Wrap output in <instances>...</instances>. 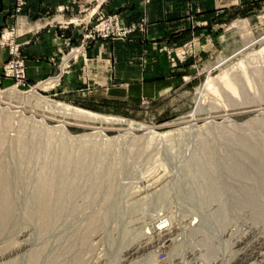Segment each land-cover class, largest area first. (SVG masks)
Segmentation results:
<instances>
[{"label":"rangeland","instance_id":"1","mask_svg":"<svg viewBox=\"0 0 264 264\" xmlns=\"http://www.w3.org/2000/svg\"><path fill=\"white\" fill-rule=\"evenodd\" d=\"M111 14L126 26L146 23L103 16ZM232 23L233 40L218 52L201 58L188 42L186 85L122 108H85L54 95L58 75L85 55V23L58 75L32 84L20 45L0 40L9 56L0 72V264H35V257L36 264H264V223L256 207L234 197L246 181L203 168L210 153L264 156V11ZM16 46L23 81L3 73ZM226 71L239 75L236 94L220 82ZM256 166L244 185L261 189ZM44 179L53 183L47 215L37 195Z\"/></svg>","mask_w":264,"mask_h":264},{"label":"crops","instance_id":"2","mask_svg":"<svg viewBox=\"0 0 264 264\" xmlns=\"http://www.w3.org/2000/svg\"><path fill=\"white\" fill-rule=\"evenodd\" d=\"M16 5L0 0V34L12 33L20 45L30 84L58 75L61 56L81 40L83 23L113 12L129 21L145 18L144 35L91 42L85 57L58 75L54 95L85 108L133 107L186 85L188 42L204 58L233 40L232 22L264 11V0H25L18 13ZM8 58L0 47V72Z\"/></svg>","mask_w":264,"mask_h":264},{"label":"bare ground","instance_id":"3","mask_svg":"<svg viewBox=\"0 0 264 264\" xmlns=\"http://www.w3.org/2000/svg\"><path fill=\"white\" fill-rule=\"evenodd\" d=\"M231 72V71H230ZM229 72V73H230ZM244 75L246 76V72H244ZM243 75V76H244ZM237 77H239V75H237V74H228V71H226L225 73H222V75L220 76V82H221V84L224 86V87H226L227 89H230L233 93H235L236 94V88H235V86H234V82H235V80L237 79ZM228 139V138H227ZM252 140V139H251ZM233 141V140H232ZM236 141H237V139H236ZM240 141V140H239ZM250 141V140H249ZM246 142V141H245ZM238 143H241V142H238ZM259 143V142H258ZM235 144V143H234ZM254 144V143H253ZM241 147H243V148H245V149H247V148H249L250 146L248 145V144H242L241 143ZM240 146V145H239ZM238 146V147H239ZM244 150V149H243ZM256 149H254V151H255ZM246 151V150H245ZM247 152H248V150H247ZM250 152H251V150H250ZM219 155V154H218ZM226 155V156H225ZM224 156H221L219 159H218V157L217 156H215L214 154L213 155H211V153L205 158L206 160H204L203 162L205 163L204 164V166H203V168L204 167H206V166H209L212 170H213V174H211L213 177H216L217 175H223V173H225L226 175H227V177H229V178H231V179H229L230 181L232 180H234V182L235 181H240L241 183H242V181L244 182V181H250V180H252V174H250L251 172L250 171H252V173H253V168H251L252 166H255V165H257L256 167H254V169H260V170H263L264 171V156L263 157H258L257 156V154H255V153H242V154H230L229 153V155H227V154H225ZM217 157V158H216ZM251 159H254V162H252L251 161ZM249 160H250V162H251V164L252 163H254V165L252 164V166L251 167H248V166H250L249 165ZM69 161V160H68ZM255 163H257V164H255ZM71 165H72V163H71ZM203 165V164H202ZM249 168L251 169L250 171H249ZM224 169L225 170V172H223L222 170ZM257 171V170H256ZM255 171V172H256ZM250 172V173H249ZM220 173V174H219ZM257 173H259V171L257 172ZM260 175H262L261 173H259ZM255 176H256V174H255ZM254 176V177H255ZM226 177V178H227ZM259 177V176H258ZM262 178V177H261ZM64 179V178H63ZM254 179H257V178H254ZM45 180V179H44ZM5 181V180H4ZM46 182H44L43 184H42V186H39V189L40 190H38L39 191V194H37L39 197H40V212H41V208L43 209V211L42 212H44L45 214H46V212H49V210H50V208H51V203H52V195H53V183L52 184H48L47 183V180H45ZM66 181V180H65ZM254 182H255V180H253ZM260 181V178H259V180H258V182ZM263 181L264 180H262V183H263ZM54 182V181H53ZM246 182H244V184L246 183ZM261 182V181H260ZM259 182V183H260ZM256 183V182H255ZM255 183H253V184H255ZM232 184V183H231ZM243 183H242V187H241V192H240V195L239 194H234V197L236 196V198H238L237 199V201H238V203L240 204V205H243V204H250V205H252V206H254V208L256 207V209H254V211L255 212H257L256 213V217H255V219H258V221L260 220L261 222H263L264 223V185L263 184H261L262 186V188L260 189V191H259V189H258V187H256V186H254L253 185V188L252 187H248V186H246V185H244ZM236 185V184H235ZM243 185H244V187H243ZM256 185V184H255ZM238 186V185H237ZM236 186V187H237ZM252 186V185H251ZM259 187H260V184L258 185ZM41 187V188H40ZM230 187V186H229ZM228 187V188H229ZM235 186H234V184H232V187L231 188H234ZM235 187V188H236ZM240 187V186H239ZM56 190V189H55ZM7 191V190H6ZM235 191H237V189H235ZM234 192V191H233ZM38 193V192H37ZM231 193V192H230ZM2 195V194H1ZM60 195V194H59ZM232 195V194H231ZM4 196L5 197H8V191L7 192H5L4 191ZM37 196V197H38ZM63 196V195H62ZM65 196V195H64ZM260 197H262L261 198V200L259 201V199L256 201V199L257 198H260ZM9 201V200H8ZM38 201V202H39ZM3 202V201H2ZM54 203V202H53ZM3 204L6 206L7 204V206L6 207H8L9 206V202H7V201H4L3 202ZM39 205V204H38ZM249 205V206H250ZM244 206V205H243ZM5 207V208H6ZM49 207V208H48ZM5 210H7V209H4L3 211H5ZM52 211V210H51ZM1 212H2V210H1ZM4 213V212H3ZM43 213V214H44ZM45 214L44 215H41L42 217H44L43 219L44 220H47V219H49L48 217H49V215H48V217L47 216H45ZM51 214V213H50ZM7 215V214H6ZM47 215V214H46ZM3 218V217H2ZM5 218V217H4ZM3 218V219H4ZM43 219L41 220V221H43ZM254 219V220H255ZM5 220V219H4ZM51 220V219H50ZM49 221V220H48ZM47 221V222H48ZM256 221V220H255ZM45 222V221H44ZM43 222V223H44ZM47 222H46V224H47ZM95 222V221H94ZM51 223V222H50ZM96 223V222H95ZM48 224H49V222H48ZM48 227V226H47ZM49 229V228H48ZM44 230V229H43ZM146 244V243H145ZM262 244V243H261ZM148 245H150L149 243H148ZM259 245V244H258ZM142 246V245H141ZM145 246V248L147 247L146 245H144ZM151 248V247H150ZM143 250H144V248H143V246L141 247V248H139V249H135V250H132V252H130V253H128V258L129 257H133L134 255H136V254H138V253H141V252H143ZM146 250V249H145ZM250 251V250H249ZM43 252V251H42ZM252 253V252H251ZM254 253H256V252H254ZM39 254H41V253H39ZM44 254V253H43ZM36 255H38V254H36ZM252 255H254V254H252ZM251 255V256H252ZM263 255H264V253H263ZM39 256V255H38ZM41 256V255H40ZM137 256V255H136ZM258 256H261V253L258 255ZM257 257V256H256ZM35 258H37L38 259V257H35ZM253 258V257H252ZM261 258H263V257H261ZM37 259H34V260H36L35 262L37 263ZM247 259V258H246ZM256 259V258H255ZM254 259V260H255ZM38 260H40V259H38ZM52 260H53V258H52ZM48 261V260H47ZM54 261L55 262H52L51 260H50V264H53V263H56V260H55V258H54ZM32 262V261H31ZM49 262V261H48ZM48 262H47V264H48ZM35 263V264H36ZM30 264H33V263H30Z\"/></svg>","mask_w":264,"mask_h":264},{"label":"built area","instance_id":"4","mask_svg":"<svg viewBox=\"0 0 264 264\" xmlns=\"http://www.w3.org/2000/svg\"><path fill=\"white\" fill-rule=\"evenodd\" d=\"M106 0H102L105 2ZM25 5V0H18L15 12H20L21 8ZM85 25H88V34L83 36L84 43L81 44L79 49H82L83 53L87 48V44L95 40H127L132 34L136 31L143 33L145 31L146 23L144 20H140L137 24L126 26L123 24L122 19L116 15H104L103 18L97 23L92 25L91 22H86ZM0 40L10 41L13 40V35L10 32H5L1 35ZM12 42V41H11ZM18 51V46L14 47L9 55L13 56L12 59L4 66L3 73L9 78H13L17 81L25 80L24 66L23 61L15 59ZM85 57V55H83ZM70 60V59H69ZM69 60L67 62H69Z\"/></svg>","mask_w":264,"mask_h":264}]
</instances>
